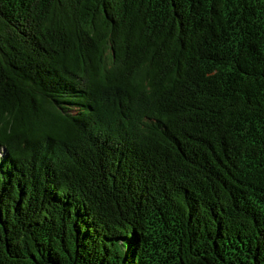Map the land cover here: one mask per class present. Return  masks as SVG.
I'll return each instance as SVG.
<instances>
[{
  "label": "trees",
  "instance_id": "obj_1",
  "mask_svg": "<svg viewBox=\"0 0 264 264\" xmlns=\"http://www.w3.org/2000/svg\"><path fill=\"white\" fill-rule=\"evenodd\" d=\"M0 264H264V0H0Z\"/></svg>",
  "mask_w": 264,
  "mask_h": 264
}]
</instances>
